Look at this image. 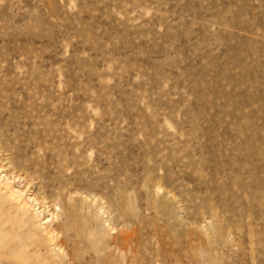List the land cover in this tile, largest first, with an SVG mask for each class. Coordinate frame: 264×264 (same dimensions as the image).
Masks as SVG:
<instances>
[{
	"label": "rangeland",
	"instance_id": "rangeland-1",
	"mask_svg": "<svg viewBox=\"0 0 264 264\" xmlns=\"http://www.w3.org/2000/svg\"><path fill=\"white\" fill-rule=\"evenodd\" d=\"M1 176L0 264H264V0H0Z\"/></svg>",
	"mask_w": 264,
	"mask_h": 264
},
{
	"label": "bare ground",
	"instance_id": "bare-ground-1",
	"mask_svg": "<svg viewBox=\"0 0 264 264\" xmlns=\"http://www.w3.org/2000/svg\"><path fill=\"white\" fill-rule=\"evenodd\" d=\"M12 182V181H11ZM11 182L9 181V179L3 178L2 176L0 177V190H6V193H10L11 196L10 198L15 200V199H19L21 200V204L23 203L24 205L27 206V204L29 203L26 198L24 197V193L21 190V188H17L14 185L11 184ZM32 200V199H31ZM36 200V199H35ZM34 201V199H33ZM36 202V201H35ZM38 202V200H37ZM52 232V237L51 240H55L57 234L55 233V231H51Z\"/></svg>",
	"mask_w": 264,
	"mask_h": 264
}]
</instances>
